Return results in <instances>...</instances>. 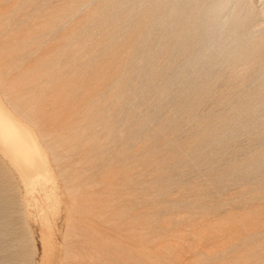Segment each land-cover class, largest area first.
Listing matches in <instances>:
<instances>
[{"label":"rangeland","instance_id":"1","mask_svg":"<svg viewBox=\"0 0 264 264\" xmlns=\"http://www.w3.org/2000/svg\"><path fill=\"white\" fill-rule=\"evenodd\" d=\"M249 3L219 5L234 35L189 64L190 10L214 0H0V100L51 175L31 191L0 152V264H264Z\"/></svg>","mask_w":264,"mask_h":264},{"label":"bare ground","instance_id":"2","mask_svg":"<svg viewBox=\"0 0 264 264\" xmlns=\"http://www.w3.org/2000/svg\"><path fill=\"white\" fill-rule=\"evenodd\" d=\"M257 1H261L264 4V0ZM214 2L217 4L211 6L212 10L205 13H202L199 8H195V11L190 10V14L195 20L190 21L187 33L183 35L185 46L182 49L180 48V51H177L178 53L184 52V54L187 53L189 55L186 57L189 64L194 61L192 57L194 53H198L200 50L203 52L207 51L216 42H225L227 38L234 35V33L232 34L233 31L229 30L228 32L230 22L222 20L218 13L220 12L219 5L222 7L226 0H214ZM249 11L252 15L253 27L263 23H259L257 17L264 14V9L257 13L254 11L253 3H249ZM231 26V29L235 27L234 25ZM205 28L206 32L202 38L199 35V31ZM205 39L208 43L203 41ZM174 49L176 48L174 47ZM183 61L180 62L182 64L181 67L183 66ZM7 106L0 100V152L10 159L21 174L26 187L32 191L36 184L44 183L51 179L50 169L47 166L46 156L39 143L40 140H37L38 138L34 131L30 129L31 126H28L24 120L19 118L14 111H10Z\"/></svg>","mask_w":264,"mask_h":264}]
</instances>
